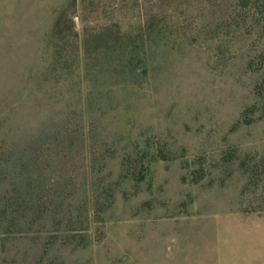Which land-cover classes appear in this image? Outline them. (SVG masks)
<instances>
[{
	"label": "rangeland",
	"instance_id": "rangeland-1",
	"mask_svg": "<svg viewBox=\"0 0 264 264\" xmlns=\"http://www.w3.org/2000/svg\"><path fill=\"white\" fill-rule=\"evenodd\" d=\"M0 264H264V0H0Z\"/></svg>",
	"mask_w": 264,
	"mask_h": 264
}]
</instances>
